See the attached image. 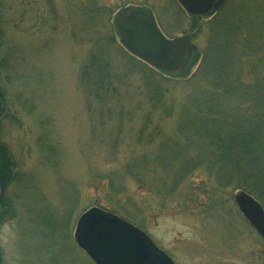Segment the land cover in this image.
<instances>
[{"label": "rangeland", "instance_id": "1", "mask_svg": "<svg viewBox=\"0 0 264 264\" xmlns=\"http://www.w3.org/2000/svg\"><path fill=\"white\" fill-rule=\"evenodd\" d=\"M130 1L143 0H0L2 134L26 174L12 188L20 216L0 231L3 264H95L74 233L99 204L145 230L176 264H264V241L239 212L233 184L200 205L184 195L189 179L175 180V169L204 158L206 133L188 103L192 79L132 61L114 35V15ZM159 1L164 34L194 26L190 75L212 61L223 29L238 53L245 39L235 24L252 47L264 39V0H231L196 23L177 0ZM258 65L257 55L245 59L246 79ZM204 162L195 184L207 180Z\"/></svg>", "mask_w": 264, "mask_h": 264}, {"label": "trees", "instance_id": "2", "mask_svg": "<svg viewBox=\"0 0 264 264\" xmlns=\"http://www.w3.org/2000/svg\"><path fill=\"white\" fill-rule=\"evenodd\" d=\"M229 1L231 0H227L217 10L206 15H194L193 22L196 23L198 19L212 17L215 14L216 17ZM97 8L101 9L100 6ZM262 24L264 27V23ZM235 25L234 31H238L239 34L244 31L245 40L240 44L242 52L238 53L239 42L229 37L231 32L223 29L224 33L219 32L215 35L213 50H209L212 61L206 62L204 58L207 54L201 52L206 56L192 75L189 73L191 67L175 73L161 71L131 55L121 46L132 61L149 66L154 71L171 78L192 79V90L188 93V98L192 102L188 101V103L189 106L192 103L193 112L198 117L194 125L204 129L206 133L207 149L204 158H198L192 164L174 170L175 180L184 182L186 178L189 179L185 182L187 190L184 195L187 199L190 198L193 201L195 199V202L200 205L206 201L216 203L223 196L222 190L233 184L234 189L248 192L264 207V79L262 78L264 65L251 68L250 79H246L243 66L245 59L252 60L255 55L258 56V61H264V39L263 36H258L257 46L252 47L251 39L247 35L248 30L242 28L241 23ZM112 28L117 37L113 20ZM191 31L194 36L193 25ZM249 31L251 32L250 28ZM1 47L0 29V53ZM196 55L195 58L199 53ZM4 67L5 64L0 59V175L5 187L4 195L0 200V231L4 225L13 221L12 219L20 216L19 209L23 204L20 203V196L16 195L15 189L12 190V188L16 185L23 186L26 181V174L18 169V161L2 134L3 121L9 113L7 94L2 85V68ZM153 75L156 74L153 72ZM203 159H205L204 171L207 180L203 179L199 184H195L192 179L199 167L197 162ZM217 176L220 180L214 183ZM216 195H219L220 199H216ZM99 206L118 213L114 208L100 204ZM0 264H3V260Z\"/></svg>", "mask_w": 264, "mask_h": 264}, {"label": "water", "instance_id": "3", "mask_svg": "<svg viewBox=\"0 0 264 264\" xmlns=\"http://www.w3.org/2000/svg\"><path fill=\"white\" fill-rule=\"evenodd\" d=\"M191 14H207L223 0H179ZM114 26L120 43L131 54L167 73L188 68L198 45L189 33L167 37L148 6L120 9ZM5 192L0 175V200ZM234 200L240 212L264 240V207L253 195L238 190ZM74 238L96 264H176L141 228L98 206L78 218ZM2 250L0 249V262Z\"/></svg>", "mask_w": 264, "mask_h": 264}, {"label": "flooded vegetation", "instance_id": "4", "mask_svg": "<svg viewBox=\"0 0 264 264\" xmlns=\"http://www.w3.org/2000/svg\"><path fill=\"white\" fill-rule=\"evenodd\" d=\"M178 1V0H177ZM226 0H223V3H225ZM160 2L159 0H143V1H140V2H137V1H130V2H127L125 4H122L118 10L122 9V8H125V7H132V6H148L150 7L152 10H153V13L155 15V11H154V8H156V4ZM215 10V9H214ZM214 10H211V11H214ZM210 11V12H211ZM209 12V13H210ZM188 16H190L191 18L195 17L194 15H191V14H188ZM155 18H156V15H155ZM157 20V19H156ZM158 23V22H157Z\"/></svg>", "mask_w": 264, "mask_h": 264}]
</instances>
